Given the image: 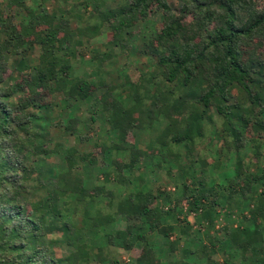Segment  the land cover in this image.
<instances>
[{
  "label": "trees",
  "instance_id": "1",
  "mask_svg": "<svg viewBox=\"0 0 264 264\" xmlns=\"http://www.w3.org/2000/svg\"><path fill=\"white\" fill-rule=\"evenodd\" d=\"M45 1L0 0V264H119L115 251L130 253L136 248L140 255L129 264H264V172L260 170L264 163V0H177L180 5L175 9L167 0H125L115 8L94 11L93 23L83 20L80 11L96 7L98 0L74 4L69 12L61 6L50 12ZM3 8L11 12L9 16ZM155 10L162 16L160 28L146 37L138 27ZM17 19L20 32L14 35ZM41 26L46 27L42 30ZM102 31L112 32L127 55L134 56V41L141 43L157 54L155 67L160 69L159 76L152 74L141 85L127 77L122 81L123 85L130 82L133 98L130 93L126 96L133 100L130 106L114 94L118 87L104 85V104L89 120L82 118L83 123L95 121L101 111L102 122L116 133L99 151L106 169L104 191L94 184L99 177L94 181L79 171L81 166L98 168V164L79 154L77 144L69 151H77L76 155L65 152L66 170L58 175L51 176L40 160L33 159L51 153L40 142L43 129L34 124L47 123L37 118L38 110L54 107L55 93L78 103L89 99L94 83L68 75L75 71L78 48ZM28 38L32 44L25 42ZM35 46L39 48L36 59L30 55ZM101 59L88 62L97 85L103 84L105 75L97 67ZM156 80L166 83V90L156 86L150 91L149 85ZM28 109L36 113L27 114ZM159 118L164 127L158 136L145 150L136 148L133 132L147 130ZM74 122H56L49 128L62 127L66 135H72ZM88 135L76 136L77 143ZM129 136L131 142L126 141ZM208 136L220 142L211 174L204 170ZM225 143L235 148L231 175L227 169L217 170ZM113 144L120 145V151H113ZM57 148L52 152L57 153ZM242 148L253 151L244 167ZM168 158L176 174L169 172ZM144 163L156 175L168 172L177 191L151 195L139 188L130 191L127 186L125 190L115 185L107 189L106 185L115 182L114 173L145 170ZM216 171L224 181L232 177L233 183H216ZM160 196L174 208L159 209L155 200ZM183 200L188 202V211L196 214L194 224L199 229L206 225L204 237L213 240L211 245H203L199 233L193 234V240L190 228L186 230L183 224L177 237L169 239L171 227H162L161 220H177L176 210ZM98 203L101 206L92 210ZM231 205L239 213H248L249 218L244 217L248 224L234 227L229 212L222 216L224 228L213 232L220 217L217 209ZM70 209L72 217L62 220L60 215ZM47 216L52 218L49 223ZM58 220L61 223L56 226ZM136 221L141 225L131 224ZM116 223L125 224L124 230L115 228ZM110 227L115 228V235L108 233L100 239V231ZM83 232L89 233L90 244L93 238L99 239L92 249L81 243ZM56 233L64 239L59 245ZM160 237L171 257L165 263L154 253ZM181 241L180 256H174ZM55 245L65 250L57 254Z\"/></svg>",
  "mask_w": 264,
  "mask_h": 264
},
{
  "label": "rangeland",
  "instance_id": "2",
  "mask_svg": "<svg viewBox=\"0 0 264 264\" xmlns=\"http://www.w3.org/2000/svg\"><path fill=\"white\" fill-rule=\"evenodd\" d=\"M82 1L84 0H46L44 2V5L47 8V10L50 12L56 11L58 6H61L66 12H69L68 10L71 6H74V4H79ZM123 1L125 0H102V1L98 0L97 5L95 2L96 7L94 6L89 7L86 10V13H83V11H80V15L84 16L83 20L86 19V20H89L91 23H93L95 22V19L92 16L96 15L95 13H93L94 11L105 10L107 8H115L117 5L122 4L121 2ZM167 1L172 6L173 9H175L176 7L180 5L177 2V0H167ZM82 9L83 7L81 8V10ZM3 11L5 12L7 16H9V14L11 13L10 11L8 12L4 8L2 9V12ZM18 22L19 20L17 19V22L15 23V27L12 30L14 35H18L20 32L18 28ZM161 22H162L161 13L158 10H155L151 15H149V17L147 18L145 22H141L139 24L138 29L141 32H143L146 35V37H148L154 32L159 31ZM45 27L46 26H41L40 29L43 30ZM38 29L39 28L37 27V30ZM114 36L115 35L110 31H106V32L102 31V33H100L97 37L90 39L89 42L85 41L83 46L78 48V51H77L78 59H76L77 65L74 64L75 67H73L75 68V71L70 70L68 77L69 78L77 77L82 80H87L90 83H92V85L94 83L89 99L84 102L78 103V101H75V100H71V101L66 100L64 96H62L61 93H55L54 95H52L53 96L52 101H54V104H55L53 105L54 107H51V108L47 107L46 109H41L40 111L38 110V113L36 114L38 119L40 120L46 119L47 123H42V122H40V124L39 122L34 123L37 129L38 128L40 130L43 129V132L40 133L41 136H43L42 139H40V142L41 144L44 143L46 145V149L48 151H51V153L48 156L44 155L40 157H33V159L35 161L40 160L41 167L44 168L45 170H48L51 176L58 175L62 170H66L64 168V163H63L65 152L70 153L69 151L73 149L71 147L77 144L76 149L79 150V154L82 153L88 159H92V158L96 159L97 164H98V168H89L87 166L84 169L81 166L79 167V171L83 172L84 175L87 174L89 178L93 179L94 181L97 177H99L98 181H95V182L93 181V182L95 185H100V188L102 189V191H104V187L102 186L103 184L102 179L104 178V175H106V169L103 168L104 165L100 161L99 151L101 149L102 143H108L109 141L114 139L116 133L110 131L111 128L106 122H102L101 111L98 112L99 115H97V118L95 119V121H92V122L88 121V122L83 123L82 118L83 120H85L84 118L86 117L87 118L86 120H89L88 116L92 112H95L96 110H98L99 107L101 108V106L104 104V99H102L103 93L106 92V88L104 87V85L110 84V85H115L116 87H118L117 91H115L114 94L117 96V98L118 96H122V98H125V100H128V105L130 106L133 104V100L131 99L133 98L132 93H130L128 90L130 87L129 86L130 82L129 84L125 83L123 85L122 81L125 80V78L127 77V78H130L132 84L141 85L144 83L145 79H149L152 74H157L158 76L160 74V69L155 67L156 61H157L155 57L157 56V54H154L151 50L144 47L141 43H136L135 41L133 42L135 44L134 56L127 55L126 53L127 51H124L122 53L121 46L115 43L116 40ZM60 38L65 39L64 35H61ZM27 40L29 44H32V39L28 38L25 40V42ZM33 50H34V53H33ZM33 50L30 53V55L34 59H36L39 54L38 46H35ZM262 54L263 55L261 56V60L264 61V52H262ZM100 58H102L101 60H103V63L101 64V66L98 65L97 67L101 70V73L105 75L101 77L102 78L101 80H103L102 81L103 84L100 85L98 83L97 85L98 81H96L97 80L95 78L96 76L95 74H92L93 67L90 65V63L88 64V62L91 61V59H93L95 62L96 60H100ZM72 72L74 74H72ZM116 77H118L119 79ZM111 81L113 83H110ZM120 86H123V87L121 88ZM156 86H159V88L162 91H164L166 90L167 84L162 83L160 80H156V82L149 85L148 89L150 91H154ZM143 92H144L143 90H140V96H142ZM129 93L132 97L126 98V96H128L127 94ZM143 103L144 104L148 103L147 99L143 98ZM26 113L33 115L34 113H36V110L28 109ZM134 116L135 117L138 116L136 111L134 112ZM70 119L76 120V122H74V129L71 127L72 131L70 132L72 133V135H66L62 127L58 129L49 128V124L51 125L56 122L66 121ZM154 119H156V117H154ZM162 121L163 120L159 118L158 122L150 123V128H148L147 130H143L140 132L138 131L133 132L136 136H135V140H133L132 142L133 143L135 142L136 148L141 149V150L146 149L148 144H150L151 141H153L158 136L160 131L163 129L164 121L163 122ZM86 133L89 134L88 138L86 136L85 140L81 144H78L76 136L83 137L85 136ZM208 137H209L207 141L208 145L205 146V150L203 151L204 153L203 157L205 159L204 170L205 171L208 170L211 174V170H212L211 166H213L212 164H215L214 157L215 156L218 157V154H219L218 149L220 147V142L217 137H214V136L213 137L208 136ZM131 140H132L131 136L127 137L126 139L127 142H131ZM57 143H59L60 145L58 148L56 147ZM227 144L228 143L223 144V150H222L223 153L222 155H220L222 157L219 160L220 164H218L219 168L217 170L227 169L229 171V169L234 168L235 158H234L233 151L235 148H230L229 146H227ZM56 148H57V153L52 152ZM111 148L113 151H120L121 146L113 144ZM228 149L231 150L230 155L227 154L230 151ZM240 151L243 152L244 158L241 161V166L244 167L246 165V162H248L247 160L249 159V156L253 155V151H248L247 148H242ZM73 153L74 155H76L77 151L70 153V155H73ZM226 155H228V159H226L227 158ZM117 157L123 158L121 154H118ZM126 157L127 156L125 155V158ZM157 159L160 161L159 156L157 157ZM250 160L254 161V159H250ZM166 161L167 162L165 164L171 166L170 167L171 170L169 172L176 174V168L174 167L175 164L171 162L169 158L166 159ZM124 162H126V159L124 160ZM221 163L223 165H221ZM144 168L145 170L143 168H140L138 170L133 171L131 174H127V175L118 173V172H116V174L114 172H111L110 177L112 178L111 174L114 173L115 182L112 181L111 183H109L110 185H106L107 189L109 190L112 188V186L115 185L116 187L122 188V190H125L127 186V188L130 187L129 189L130 191L139 188L140 190L150 192L151 195H157L158 192L175 193L177 191L175 188V185H173L171 183V180L169 179L170 175L168 172H161L156 175L155 170L152 173L151 171L153 168L149 169L145 163H144ZM255 168L256 166L252 167L251 170H255ZM260 170H263L264 172V163L260 164ZM229 173L231 175V171H229ZM200 176L203 177L202 174H200ZM215 180H216V183L221 182L222 185L233 183L232 177L231 179L229 178V180L224 181L221 175L220 177L218 176L217 171H216ZM97 205L101 206L100 203H98V204L92 205L91 209L94 210ZM155 205L159 209H163V210H166L167 207H170L171 209L174 208V204L166 202V199H164L163 196L157 197V199L155 200ZM234 205H236V203ZM217 210L220 214V217L218 221L216 222L213 232L219 233L220 229L222 227L224 228L226 224L222 221V216L229 214V212H230L229 216L231 220L230 222H233L234 227L242 225V222H244V224H248V222L244 219V217H246L247 219L249 218L248 213L246 211L239 213L236 209V206L231 205L230 209L229 208L227 209L218 208ZM176 212H177L176 217L178 218L177 219L178 221L170 220V218L168 217H167L168 219L163 217L161 220L162 227H165L166 229L168 227H171L172 232L169 235V239L171 241L177 237V235L179 234L180 225L183 224L186 230L190 228V232L192 234L191 238L193 240H194L193 234L199 233L201 235V239L203 240V245H211L210 240L212 239H208L204 237V233L206 231V225L203 224V227L199 229L198 226L194 224V218L196 217V214L188 211V202L183 200V202H181L180 205L177 207ZM70 214H72L71 209L68 212H65V214L60 215V217L62 218V220H64V217L67 218L70 216ZM71 217L72 216H70L69 218ZM51 220H52L51 216H47L46 222L49 223ZM60 223L61 222L58 220L56 223V226L59 225ZM141 223H142L141 221H136V222H132L131 224H137L140 226ZM124 227H125V224L123 223H121L120 226L118 225V223L115 224V228L117 229L124 230ZM115 228L114 229L112 227L103 228L100 231L99 236L102 237L100 239H104V237L107 236L108 233L110 235L113 234L114 236ZM139 231L143 232V234L146 233L145 229L143 228H141ZM213 232H210V234L212 235ZM218 233L216 237L219 236ZM82 234H83L82 235L83 239L81 243H84L89 249H92L93 245L94 244L96 245L99 241V239L96 241V239L93 238L94 239V240L92 239L93 244L92 243L90 244L88 243L89 233L83 232ZM99 236H95V238H98ZM186 236H189V232L186 233ZM54 238L58 240L59 242L58 245L62 243V241H64L63 236L60 233H56ZM153 238H154V235L151 234L150 240L152 241ZM162 239L163 238H161V243H156L154 245V253H156L159 256L157 258H159L163 263H165L167 262L169 256H168V248L166 245L162 244ZM182 244L183 243L181 241L177 245L176 247L177 249L174 252V256L179 255V252L182 249ZM58 245L54 246V249H55L54 251L57 254L65 250V248H63V245L62 247L57 248ZM139 255H140V251L138 250V248H136V250H133L130 253H124L122 251L117 250L115 251L114 257L116 258V260H118L119 264H129L130 261H134V258L138 257ZM169 258L171 259V257Z\"/></svg>",
  "mask_w": 264,
  "mask_h": 264
}]
</instances>
